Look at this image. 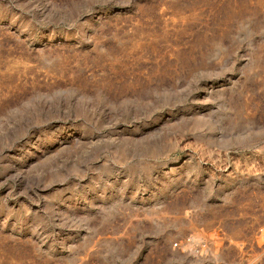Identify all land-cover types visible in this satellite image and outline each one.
<instances>
[{"label":"rangeland","instance_id":"rangeland-1","mask_svg":"<svg viewBox=\"0 0 264 264\" xmlns=\"http://www.w3.org/2000/svg\"><path fill=\"white\" fill-rule=\"evenodd\" d=\"M0 264H264V0H0Z\"/></svg>","mask_w":264,"mask_h":264}]
</instances>
